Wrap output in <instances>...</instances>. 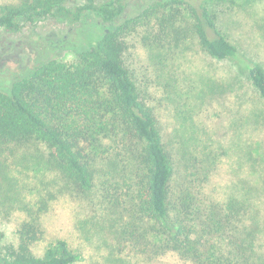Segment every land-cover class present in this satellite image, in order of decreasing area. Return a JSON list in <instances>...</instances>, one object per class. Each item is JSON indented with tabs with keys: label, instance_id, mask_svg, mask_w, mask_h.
I'll use <instances>...</instances> for the list:
<instances>
[{
	"label": "trees",
	"instance_id": "trees-1",
	"mask_svg": "<svg viewBox=\"0 0 264 264\" xmlns=\"http://www.w3.org/2000/svg\"><path fill=\"white\" fill-rule=\"evenodd\" d=\"M72 1L0 5V28L7 31L51 16L69 25L60 39L28 40L18 71L0 68V192L13 188L17 167L46 166L61 193L71 191L96 212L84 224L94 219L101 237L108 231L131 251L149 259L175 254L185 264H264V211L233 196H204L210 170L196 183L185 148L164 134L156 101L179 104L176 73L190 39L216 60L237 56L213 10L224 0H147L145 9L121 22L125 0L68 6ZM143 53V67L149 63L155 73L146 72L145 81L136 64ZM244 70L264 105V68L254 63ZM2 207L0 213L18 207L27 217L14 242L1 244L0 231V264L76 261L64 239L36 249L47 199Z\"/></svg>",
	"mask_w": 264,
	"mask_h": 264
},
{
	"label": "rangeland",
	"instance_id": "rangeland-1",
	"mask_svg": "<svg viewBox=\"0 0 264 264\" xmlns=\"http://www.w3.org/2000/svg\"><path fill=\"white\" fill-rule=\"evenodd\" d=\"M12 1L15 0H0V5ZM95 1L101 4L108 0ZM84 2L73 0L68 6ZM146 2L125 0L124 13L118 21L134 18L140 12L139 6L147 7ZM213 10L218 27L238 48L237 56L233 60H216L190 39L186 55L180 60L182 68L176 73L182 86L176 97L179 104L175 107L163 97L160 102L156 100L159 118L166 138L172 137L185 148L187 161L194 164L191 170L193 178L198 179L196 183L202 181L203 172L210 170V178L200 189L204 196L217 201L233 196L264 211V105L244 72L247 64L264 68V0H224L214 4ZM67 26L62 18L51 16L26 24L17 32L0 28V68L18 71L25 60L23 53H28V40L37 36L50 41L60 39ZM140 50L138 47L135 51ZM59 52L54 50L57 55ZM146 57L143 53L136 62L144 81L147 74L155 76L149 63L146 69L143 67L148 62ZM208 76L214 82H206ZM152 89L149 86L148 92ZM17 170L10 172L15 177L13 188L7 186L0 192V210L9 201L18 206L21 202L35 204L47 199L49 208L40 218L43 239L37 250L50 241L64 239L77 252L72 264H185L175 254L149 259L115 242L108 231L101 237L94 219L88 225L83 222L90 217V208L85 209L71 191L61 193L46 166L28 163ZM26 217L18 207L9 214L0 213V231L4 234L1 244L16 240V231ZM262 242L264 251V238ZM114 246L121 251L112 253Z\"/></svg>",
	"mask_w": 264,
	"mask_h": 264
}]
</instances>
